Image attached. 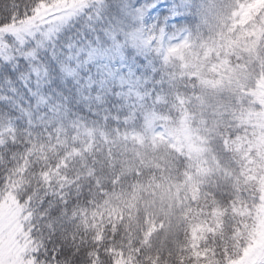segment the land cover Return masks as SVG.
I'll use <instances>...</instances> for the list:
<instances>
[{"label": "snow or ice", "instance_id": "1", "mask_svg": "<svg viewBox=\"0 0 264 264\" xmlns=\"http://www.w3.org/2000/svg\"><path fill=\"white\" fill-rule=\"evenodd\" d=\"M0 264H264V0H0Z\"/></svg>", "mask_w": 264, "mask_h": 264}]
</instances>
